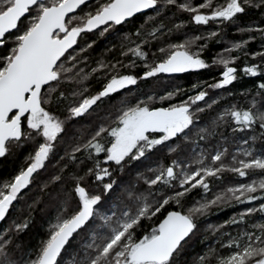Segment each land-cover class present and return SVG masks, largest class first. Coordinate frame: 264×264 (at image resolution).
<instances>
[{
  "label": "snow or ice",
  "instance_id": "1",
  "mask_svg": "<svg viewBox=\"0 0 264 264\" xmlns=\"http://www.w3.org/2000/svg\"><path fill=\"white\" fill-rule=\"evenodd\" d=\"M250 10L264 19V0H0V158L30 147L0 182V223L33 185L59 188L35 247L18 240L30 217L0 229V264H65L69 249L68 264H189L198 221L235 207L208 225L218 248L191 264H264V24L239 26ZM230 25L247 38L209 62V44ZM112 35L111 57L88 65L86 53ZM209 69L211 82L138 94L139 82ZM242 77L260 82L238 93L246 104H229ZM153 156L134 180L114 178Z\"/></svg>",
  "mask_w": 264,
  "mask_h": 264
},
{
  "label": "trees",
  "instance_id": "2",
  "mask_svg": "<svg viewBox=\"0 0 264 264\" xmlns=\"http://www.w3.org/2000/svg\"><path fill=\"white\" fill-rule=\"evenodd\" d=\"M186 18V14H180V16L177 18V22H179L180 19ZM142 19L143 18L136 21L137 26L142 22ZM238 23L239 26H247L248 24L252 23L264 24V19H261L260 13L258 11L250 10L246 15L241 16ZM236 27V25L228 26L226 31L222 34L224 40L223 43H217L215 40H213L209 44L208 50L205 53V56L208 58L209 62L217 52L221 51L224 47L227 46L228 42L240 41L247 38V34L240 35L236 33ZM126 28L131 29L132 26L128 25L126 26ZM211 28H214V25L209 24L207 27L190 26L188 29H186V31L189 34H199L201 31H206ZM88 39H96V37L90 35ZM171 39L175 41L177 40V36H173ZM116 42L117 40L115 35L108 36L107 38L98 39L94 47L90 49L88 53H86V55L88 56V65L95 66V61L99 58H110L111 54L107 53L106 49L111 47V45ZM259 43V40L250 43L249 50H256L259 47ZM238 64H242V60L238 62ZM90 70V67H85V71ZM141 71L142 69H136L137 73ZM216 76L217 70L209 69L202 70L200 72L181 74L173 79L167 77H161L159 79L153 78L148 81L139 82L138 86L136 87L138 88V94L152 92L163 94L165 91L171 90L175 86H181L183 88L189 89L191 88V85L193 83L199 81L211 82L212 78ZM259 82L260 78L242 77L238 79L236 82H234L233 85L229 86L230 90L233 93H237V95L229 97L227 102L229 104L234 102L246 104L245 98L239 96L238 93L244 91L245 89H254L255 85ZM91 87L93 90H95L99 88L100 85L93 80L91 82ZM219 94L226 95V92H224V90H217L215 92L210 91V95L213 97ZM250 99L251 96L247 98V100ZM209 119V114H202L200 119V126H207L209 123ZM225 134L227 135V131L225 132ZM193 139H196L194 135ZM216 142V139L210 141V143L212 144H215ZM256 146L258 148L264 147V145H261L259 142ZM184 147L186 151H192L194 145L189 144L185 145ZM229 147L231 149L232 145L229 144ZM29 151L30 147L18 150L7 158H0V182L10 179L19 171V169L24 164V157ZM196 151H199V148H196ZM157 156L162 157L163 153H158ZM157 156H153L148 160L135 162L133 166L129 169H126L123 174H115L114 178L122 181L123 183H127L130 180H134L137 171H146L149 166H156ZM51 171H53V169L50 167L49 172ZM58 193L59 188L57 185L54 184L49 185L46 190H42L39 184L33 185L28 196H26L24 200L17 202L14 207L10 210L7 221L0 223V229L7 227L13 220L21 221L25 218L30 217L31 223L29 225V228L19 236L18 240L26 247H35L39 243V241L45 236L48 222L53 219L56 215L58 205ZM34 201L36 202L34 206L29 208V205H33ZM239 210H241V208ZM235 212H237L236 207L227 208L219 212L213 210V212L209 214L206 218H201L198 221L199 230L197 231L196 236L190 242V245L187 250V256L185 257V259L189 261V264H191V262L194 261L196 257L205 253L210 246L218 248L217 238L216 236L212 235V232L208 228V225H218L224 220L228 219ZM228 230L231 231V229ZM71 253L72 249H69V253L64 257L65 264H68V261L71 258Z\"/></svg>",
  "mask_w": 264,
  "mask_h": 264
},
{
  "label": "flooded vegetation",
  "instance_id": "3",
  "mask_svg": "<svg viewBox=\"0 0 264 264\" xmlns=\"http://www.w3.org/2000/svg\"><path fill=\"white\" fill-rule=\"evenodd\" d=\"M241 207H236V210L238 211Z\"/></svg>",
  "mask_w": 264,
  "mask_h": 264
}]
</instances>
